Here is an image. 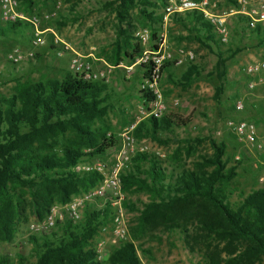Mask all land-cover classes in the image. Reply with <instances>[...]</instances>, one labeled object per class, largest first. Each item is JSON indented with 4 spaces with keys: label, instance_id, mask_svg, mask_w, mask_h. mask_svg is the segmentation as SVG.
<instances>
[{
    "label": "trees",
    "instance_id": "trees-1",
    "mask_svg": "<svg viewBox=\"0 0 264 264\" xmlns=\"http://www.w3.org/2000/svg\"><path fill=\"white\" fill-rule=\"evenodd\" d=\"M117 1L119 25L110 61L113 65H132L143 49L133 42L132 24H127L129 28L124 25L130 19V10L137 3L159 8L167 0ZM228 1L237 7L236 0ZM19 2L21 11L33 13L34 0ZM144 15L154 19V12L144 11ZM175 20L198 33L197 41L204 39L218 44L212 26L201 15L190 12L185 18L175 16ZM29 26L23 22L7 24L8 31L14 34ZM253 32L264 35L262 27ZM157 33L152 34L156 37ZM232 57L219 54L216 73L221 86L215 90L216 101L224 94L222 82ZM170 66L167 64L164 71ZM193 75L191 68L185 77L188 86L193 83ZM108 100V87L104 83L85 82L76 76L31 82L9 98L0 99V241L10 242L14 238L28 207L43 218L52 205L66 204L100 182L97 173L80 174L73 168L86 157L89 161L104 157L116 146V136L97 128L107 113ZM173 125L167 116L160 120L150 118L135 133L159 140V132L171 131ZM209 143L212 156L202 157L195 169H186L175 184L165 183L168 170L155 156L144 153L136 157V163L149 161L150 170L143 178L141 167L134 166L124 177L123 190L145 192L150 201L140 212L138 230H133V235L136 237L140 230L163 227L180 232L189 251L201 255L200 264H264V188L252 191L236 207L232 206L228 190L236 168L228 167L225 144L212 139ZM86 150L90 152L86 154ZM86 213L82 225L72 222L62 225L61 236L44 235L34 264H143L132 242L116 248L107 262L98 261L92 241L112 212L107 206ZM193 224L197 225L194 234L190 230ZM33 241L39 244L34 238ZM0 264L8 262L0 257Z\"/></svg>",
    "mask_w": 264,
    "mask_h": 264
},
{
    "label": "rangeland",
    "instance_id": "rangeland-1",
    "mask_svg": "<svg viewBox=\"0 0 264 264\" xmlns=\"http://www.w3.org/2000/svg\"><path fill=\"white\" fill-rule=\"evenodd\" d=\"M34 2L32 14L40 19L41 30H48L45 35L47 44L34 50L33 58L25 59L16 65L10 63L7 55L15 48L20 49L23 54L32 49L31 40L34 31L29 26L18 34L10 33L7 24L0 20V99L9 98L19 88L31 82L74 78L75 74L70 64L72 57L77 53L92 65L94 71H104L107 74L105 79L96 81L108 87L109 96L106 103L107 113L103 122L97 123V128H100L101 132L113 134L119 141L120 134L128 126L134 123L139 126L149 120L142 107L144 99L139 87L138 68L135 67L129 72L128 68L132 65L125 63L113 65L110 61L119 25L115 11L118 1L34 0ZM58 3L62 4L61 9H57ZM234 7L236 6L225 0L220 6V12H226ZM163 8L164 6L145 7L137 3V6L130 10V19L124 25L129 28L127 24H132L130 31L133 42L140 44L143 50L146 46L137 37V33L144 29H149L152 33L160 32L164 27ZM144 11L154 12V19L147 18ZM53 12H56V16L51 17ZM186 14L182 16L185 18ZM230 23L231 40L224 45L219 42L213 44L202 39L203 37L202 42H199L196 39L198 33L177 22L175 16L169 19L166 28L170 50L175 56L179 55L180 50L193 52L195 60L181 66L174 65L172 75L165 71L163 74L162 89L166 103L169 105L167 117L173 120V129L160 131L159 140H153L145 133L141 136L135 133V137L138 143L146 146L145 154L155 156L159 164L168 170L165 182L167 184H175L177 177L186 169H195L196 163L201 161L202 157L212 156L210 139L217 144H225V159L229 162L228 167L236 168V176L228 190L229 202L236 207L249 193L264 188V181L261 182L264 178V154L250 152L241 146L225 126L229 118L252 120L245 117L249 113L264 118V100L261 101V105L259 102L256 104L257 102L245 96V88H240V82L249 79L244 71L245 68L264 52V35L259 36L249 31L246 28V21H241L240 17L232 18ZM54 33L63 43L54 42ZM64 43L68 44L70 49H65ZM153 43L152 41L150 44ZM221 53L225 58L230 55L234 57L227 63L228 74L225 82H222L224 94L219 101H216L215 90L221 86L216 65ZM191 68H194L193 83L188 86L185 77ZM235 82L238 83L237 86ZM239 101H242L245 107L241 112H237L235 108ZM174 102H179V105L175 107ZM181 119L186 124H183ZM89 152L90 150L85 151L86 154ZM99 159L106 160L105 156ZM89 160L88 157L83 159L85 162ZM137 165L141 167L144 178L150 170V162L142 160L136 163L134 160V166ZM96 186H90L89 191ZM124 193L129 238L121 245L126 242L134 243L143 264L201 263V255L189 251L183 235L178 231L172 232L162 227L154 231L140 230L134 237L133 230H138L140 212L149 203L150 196L145 192ZM101 204L97 202L87 206L82 213L81 221L76 225H82L86 221L87 211L100 210ZM46 216L39 218L28 207L17 226L14 238L10 242L0 241V257L5 258L8 264H34L39 245L43 244L44 235L51 238L54 233L62 235V225L45 234L34 233L31 230L32 224L42 222ZM196 229L197 225L190 226L193 234ZM112 237L113 226L110 218L100 227L92 241L94 249L98 243L107 242L101 262H107L116 249L111 245L108 246ZM33 238L38 240V245Z\"/></svg>",
    "mask_w": 264,
    "mask_h": 264
},
{
    "label": "built area",
    "instance_id": "built-area-1",
    "mask_svg": "<svg viewBox=\"0 0 264 264\" xmlns=\"http://www.w3.org/2000/svg\"><path fill=\"white\" fill-rule=\"evenodd\" d=\"M225 0H167L163 8L164 27L160 32L153 36L149 29H144L137 33V37L146 46L141 55L136 59L128 71L131 72L135 67L140 72V92L144 99L143 109L149 118L160 120L169 113V105L166 103L163 94V74L167 64L185 65L193 62L195 55L193 52L184 50L179 51L175 56L169 47L167 25L173 16L184 15L195 12L208 22L216 35L220 44H228L231 40V19L242 16L246 18V28L249 31L264 27V0H236L237 7L231 8L226 12H220V6ZM58 3L57 9H61ZM56 16L53 12L51 17ZM0 20L1 22L29 24L33 28L31 40L32 49L23 54L18 48L12 50L7 59L16 65L23 60L34 57V50L47 44L46 33L48 30H41L40 19L33 14H28L20 10L19 0H0ZM154 42L152 45L151 42ZM56 44L62 41L54 33ZM63 43V42H62ZM65 49H70L64 43ZM70 68L78 79L85 82H96L106 78L104 71H94L92 65L79 54H75L71 59ZM247 76L258 77V82L249 83L250 89L264 84V53L260 60L251 63L245 68ZM175 107L179 102H174ZM236 111L244 110V103L237 102ZM138 124L128 126L121 134L116 146L110 148L105 155L106 160L94 159L92 161L81 162L73 168L74 172L80 174L97 173L101 179L93 190L74 197L66 204H54L49 209L47 216L40 223L31 225L34 233H49L59 225L68 222L74 224L82 219V213L90 204L101 202V209L107 206L111 210V220L113 226V237L110 244L114 248L121 246L129 238V228L126 221L124 209L125 193L123 191V181L134 168V160L139 154L147 152L145 145L138 143L135 131ZM226 129L232 133L237 142L248 149L250 152L264 154V135L258 130L257 125L246 119L229 118L225 122ZM264 178L261 179V182ZM107 242H100L95 246L96 259L103 261L106 252Z\"/></svg>",
    "mask_w": 264,
    "mask_h": 264
},
{
    "label": "crops",
    "instance_id": "crops-1",
    "mask_svg": "<svg viewBox=\"0 0 264 264\" xmlns=\"http://www.w3.org/2000/svg\"><path fill=\"white\" fill-rule=\"evenodd\" d=\"M261 55L257 58V60H254L252 63L259 61ZM173 67H174V65L170 66L168 69H166L167 71H165V73L167 72V74L172 75V71L174 70V69H172ZM248 77H249L248 80L240 82V84H241L240 88L241 87L245 88V90H246L245 96H248L253 102H257L256 104H258V102H259L261 105V101L264 100V84L259 83L257 87L250 89L249 83H251L253 81L258 82V80H259L258 77H260V76H256V77L248 76ZM140 80H141V78H140ZM234 84H236V86L238 85L237 82H235ZM263 112H264V110H263ZM245 117L251 118L252 119L251 121H253L257 124L259 132L264 135V118H261L260 115L255 114V113L254 114L249 113Z\"/></svg>",
    "mask_w": 264,
    "mask_h": 264
}]
</instances>
